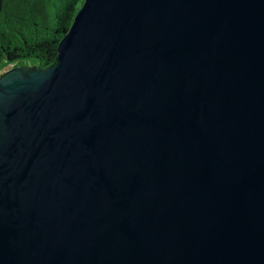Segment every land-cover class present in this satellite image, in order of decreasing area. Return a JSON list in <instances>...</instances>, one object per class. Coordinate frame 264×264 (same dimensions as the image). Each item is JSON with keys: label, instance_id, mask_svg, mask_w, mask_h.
Instances as JSON below:
<instances>
[{"label": "water", "instance_id": "water-1", "mask_svg": "<svg viewBox=\"0 0 264 264\" xmlns=\"http://www.w3.org/2000/svg\"><path fill=\"white\" fill-rule=\"evenodd\" d=\"M0 264H264V0H84L1 72Z\"/></svg>", "mask_w": 264, "mask_h": 264}, {"label": "trees", "instance_id": "trees-1", "mask_svg": "<svg viewBox=\"0 0 264 264\" xmlns=\"http://www.w3.org/2000/svg\"><path fill=\"white\" fill-rule=\"evenodd\" d=\"M84 0H0V73L10 64L55 62L60 39Z\"/></svg>", "mask_w": 264, "mask_h": 264}, {"label": "rangeland", "instance_id": "rangeland-1", "mask_svg": "<svg viewBox=\"0 0 264 264\" xmlns=\"http://www.w3.org/2000/svg\"><path fill=\"white\" fill-rule=\"evenodd\" d=\"M11 66H13V64L8 65V66L6 67V69L9 68V67H11ZM6 69H5V70H6Z\"/></svg>", "mask_w": 264, "mask_h": 264}]
</instances>
